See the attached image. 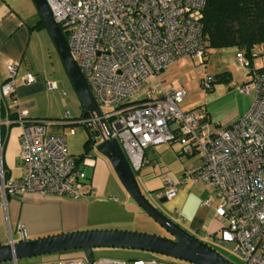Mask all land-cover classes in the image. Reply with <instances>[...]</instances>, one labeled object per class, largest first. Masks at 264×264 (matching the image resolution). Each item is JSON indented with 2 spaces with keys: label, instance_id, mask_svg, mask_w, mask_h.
<instances>
[{
  "label": "built area",
  "instance_id": "2783aa9c",
  "mask_svg": "<svg viewBox=\"0 0 264 264\" xmlns=\"http://www.w3.org/2000/svg\"><path fill=\"white\" fill-rule=\"evenodd\" d=\"M53 19L66 34L68 48L87 80L99 114L79 115L75 122L97 128L103 117L130 166L139 168L144 148L177 141L180 153L193 155L173 180L166 176L158 195L170 197L179 183L203 180L212 186L218 220L216 237L241 254L244 264H264V45L261 63L249 65V76L238 88H253L248 108L219 129L210 126L204 101L189 107L180 103L186 90L165 85L158 73L181 55L203 61L205 0H46ZM7 77L0 80V124L18 125V156L22 172L9 176L2 164L0 135V193L31 192L77 197L91 189L77 153L66 148L64 135L46 129L51 123L27 114L13 96L16 63L6 61ZM22 78L33 81L30 70ZM208 75L203 84H210ZM46 86H54L46 81ZM7 100H11L8 103ZM13 112L14 115H10ZM203 204L211 196L204 195ZM178 219L182 217L177 214ZM39 264H174L161 258L57 257Z\"/></svg>",
  "mask_w": 264,
  "mask_h": 264
},
{
  "label": "rangeland",
  "instance_id": "374dc122",
  "mask_svg": "<svg viewBox=\"0 0 264 264\" xmlns=\"http://www.w3.org/2000/svg\"><path fill=\"white\" fill-rule=\"evenodd\" d=\"M252 50L251 65L257 66L261 63V56L258 52L259 45H255ZM239 52L244 53L243 49H238L235 45L208 47L203 61L189 55H181L169 62L165 68L159 71L158 75L162 78L165 85H180L186 90L180 102L182 105L183 103L204 101L210 126L219 129L227 121L232 120L244 106H249L253 99V88L247 92L238 88L239 84L243 83L249 76L247 72L248 65L238 62L237 54ZM36 63L37 66H34L35 68H29V70L38 73L37 76L41 84L31 94L32 99L35 100V106L30 112L35 113L33 114L35 116L52 120L51 123L46 124V129L62 133L66 148L69 152H82V142L88 133L83 123L75 122L82 110V104L68 77L58 50L57 53L52 51L51 54L38 58ZM223 70L228 73V77H219L220 72ZM208 75H214L215 77L210 81L209 86L205 87L203 81ZM48 80L53 81V87L48 88L46 86V81ZM8 102L10 103L11 100ZM93 136L96 137V134ZM176 149H179L177 141L171 143L162 141L150 144L144 148L142 163L139 168L133 169L141 191L159 209L178 222L179 225L205 240L234 264H244V259L241 254L231 249L229 244L221 242L216 237L203 238L200 234L188 228L183 219H178L177 214L179 212L174 213L173 210L164 207L165 199L159 200L158 196L154 199L148 195V190L152 194L157 192L161 183H164V177L176 176L186 163L193 164L196 162L193 155L177 152L175 151ZM80 165L83 167L85 175L87 176H91V173L101 175L104 172V168L109 172L108 181L105 186L106 194L101 198H96V204L101 205L103 203L101 201L102 198L120 202L123 205H126L128 202L129 204H137L123 187L107 157L95 148V142L93 140L87 152L83 155ZM108 193H112L114 199H110ZM205 193L210 194L211 204L215 203L216 196L212 186L206 187L203 180H198L191 184L189 189L190 195L199 197ZM137 206L139 208L138 213L136 211H129L130 213H128L126 210L122 212V219L117 223L118 226H110L112 225L111 222L107 223L105 222L106 220L100 217V220L104 222H93L90 224L91 226L85 224L83 227L73 229L122 227L167 234V231L161 225L138 204ZM117 207L116 205L114 209ZM103 209L106 208L103 207ZM101 214L103 212H100ZM211 227V230L216 232L218 225L215 223ZM52 252L21 256L16 259L19 264H38L42 260V255ZM55 253L57 257H67L76 253L84 257V253L80 248H69L55 251ZM92 254L94 258L140 259L153 257L166 259L174 264H196L168 254L126 246L96 245L92 246Z\"/></svg>",
  "mask_w": 264,
  "mask_h": 264
},
{
  "label": "crops",
  "instance_id": "0c3cea01",
  "mask_svg": "<svg viewBox=\"0 0 264 264\" xmlns=\"http://www.w3.org/2000/svg\"><path fill=\"white\" fill-rule=\"evenodd\" d=\"M39 20H42L43 24L32 25ZM52 51L57 53V48L33 0H0V80L7 77L6 61L13 60L16 63V71L13 74V96L19 106L27 109V114L30 116H35L33 115L35 113L30 112L35 106V100L32 99L31 94L40 86L41 82H39L36 71L30 70L34 75L33 81L30 82L23 80L22 73L29 68H35L37 59L51 54ZM193 104L195 103H183L184 107ZM247 108L248 106H244L233 119ZM232 120L227 121L224 125ZM18 129L16 123L6 127L1 149L3 166L6 173L12 177L18 176L22 172V163L18 156ZM175 151L180 152L179 149ZM180 171L176 176L168 177L176 180L181 173ZM108 173L106 168L101 175L91 173V176H88L91 189L77 197L11 192L6 193L3 198L0 193V243L19 238L20 228H23L27 237H34L83 227L85 224L91 226L90 224L93 222H104L100 220V217L107 223L111 222L112 225L110 226H118L117 223L122 219V212L125 210L128 213H130L129 211L138 213L137 204H129V202L126 206L120 202L102 198L103 203L101 205L96 204V198H101L106 194L105 186L108 181ZM192 183L194 182L191 180L179 183L170 197L158 195L159 189L164 185L161 183L157 192L152 194L148 190V195L154 199L156 196L161 197L162 200L165 199V208L173 210L174 213L179 212L182 215L181 219L185 221L188 228L206 238L213 232L211 226L215 223L218 225L219 220L213 216L214 203L211 204L210 202L206 205L200 202L207 193L199 197L189 194ZM108 194L110 199H114L112 193ZM116 205L118 207L114 209ZM100 212L103 214L100 215ZM70 256L81 257L77 253ZM56 258L57 254L54 251L42 255L41 262H50ZM0 264H19V262L17 259L15 261L7 259L1 260Z\"/></svg>",
  "mask_w": 264,
  "mask_h": 264
},
{
  "label": "water",
  "instance_id": "95a60500",
  "mask_svg": "<svg viewBox=\"0 0 264 264\" xmlns=\"http://www.w3.org/2000/svg\"><path fill=\"white\" fill-rule=\"evenodd\" d=\"M53 39L68 77L86 113L99 114L100 110L90 86L73 58L58 23L53 19L46 0H33ZM100 138L92 136L95 148L104 154L123 187L133 200L170 235L128 228H80L27 237L23 228L16 240L0 243V261L21 256L80 248L92 261V246L115 245L148 249L183 258L196 264H234L218 250L188 231L161 209L140 189L116 137L111 135L103 117L98 119ZM159 200H162L159 197Z\"/></svg>",
  "mask_w": 264,
  "mask_h": 264
},
{
  "label": "trees",
  "instance_id": "16d2710c",
  "mask_svg": "<svg viewBox=\"0 0 264 264\" xmlns=\"http://www.w3.org/2000/svg\"><path fill=\"white\" fill-rule=\"evenodd\" d=\"M42 20L32 24L38 26ZM202 33L205 36V52L208 47L235 45L243 49L245 56L251 65L252 48L255 45H264V0H205L201 16ZM62 34L66 38L64 29L59 25ZM204 60V56H203ZM249 65L248 70L249 72ZM215 76L210 75L209 81ZM220 78L228 77L226 71H221ZM0 114H4V106L0 103ZM83 110L80 115H86ZM10 115H14L10 112ZM39 117V116H35ZM14 122H10L8 126ZM87 137L83 140V151L77 153L82 159L92 143V136L97 133V128L85 125ZM6 126L0 124V135L4 138ZM3 164V163H2Z\"/></svg>",
  "mask_w": 264,
  "mask_h": 264
},
{
  "label": "flooded vegetation",
  "instance_id": "af4514ba",
  "mask_svg": "<svg viewBox=\"0 0 264 264\" xmlns=\"http://www.w3.org/2000/svg\"><path fill=\"white\" fill-rule=\"evenodd\" d=\"M167 234H165V235H170L168 232H166ZM164 234V233H163Z\"/></svg>",
  "mask_w": 264,
  "mask_h": 264
}]
</instances>
